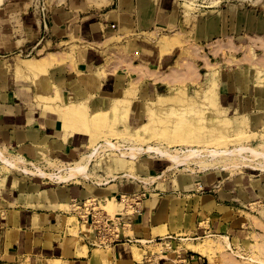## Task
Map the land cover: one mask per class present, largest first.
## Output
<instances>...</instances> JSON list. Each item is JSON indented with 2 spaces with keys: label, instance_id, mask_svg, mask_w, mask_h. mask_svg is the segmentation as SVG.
Masks as SVG:
<instances>
[{
  "label": "crops",
  "instance_id": "1",
  "mask_svg": "<svg viewBox=\"0 0 264 264\" xmlns=\"http://www.w3.org/2000/svg\"><path fill=\"white\" fill-rule=\"evenodd\" d=\"M46 4L42 6V0L0 4V150L22 149L38 157L42 149L52 159L69 163L88 142L80 132L66 138L62 116L45 109L34 79L14 70L17 58L24 52L35 58L54 54L53 77L61 76L66 94L75 93L76 99L91 93L111 100L133 83L135 90L163 93L161 89L184 76L185 68H166L178 45L162 53L158 42L168 31L180 34L181 2L49 0ZM239 10L238 16L247 18L246 11ZM254 18L251 26L256 31L262 21ZM241 26L246 29L247 23ZM88 75L96 81L85 83ZM139 165L138 182L112 172L103 183L78 179L45 189L32 186L28 199L17 204L2 187L0 264H209L208 253L189 243L199 244L210 236L231 237L240 226L234 202L238 195L222 189L212 177L198 179L192 174L177 176L163 191L158 183L145 181L151 177L143 174L146 163ZM125 195L144 198L137 212L122 213L118 233L107 239L98 238L94 223L82 220L76 209L77 201ZM168 243L170 249L164 247Z\"/></svg>",
  "mask_w": 264,
  "mask_h": 264
},
{
  "label": "rangeland",
  "instance_id": "2",
  "mask_svg": "<svg viewBox=\"0 0 264 264\" xmlns=\"http://www.w3.org/2000/svg\"><path fill=\"white\" fill-rule=\"evenodd\" d=\"M15 1L7 0V3L13 4ZM25 1L27 3L33 1L34 3V0ZM46 2L42 0V6L47 5ZM180 2V34L174 35L170 31L167 32L169 50H162V53L170 52L175 43L178 45L170 52L166 68L168 71H173L176 66H178L176 71L180 69L183 71L185 68L184 76L178 83L161 89L163 93H158L155 89L152 92L135 90L136 84L133 83L125 91V94L113 95L111 100L96 96V94L94 96L91 93H87L86 99H76L75 93L66 94L64 90L66 82L62 81V77H53V68L50 67L53 65L52 59L55 56L52 57L49 67L44 70H36L35 73L28 71L26 74L18 70V73L19 76L22 77L23 75L24 78L30 80L31 78L35 80L38 77L42 80L44 76L47 78L46 81L44 78L43 81L37 82L36 86L45 106L50 103L63 106L70 101L79 103L80 107H85L89 111L87 118L79 114H75L72 120L66 118L71 123L83 124L87 120L86 122L89 124V126H85L87 130L84 127L82 131H79L86 138L88 146L82 149V153L69 163L89 154L99 142L104 143L110 139L116 143L117 149H111L108 146L103 147L93 158L86 174L79 179L88 183L106 182V179H111L113 175L111 170L109 171L105 167L110 159H121L124 151H129L138 146H153L155 150L142 152L136 159L123 158L121 164L128 165L129 169L115 171L116 174H124L125 177L123 178L126 181L138 182L136 179H141L139 175V167L141 168V166L139 164L146 163L145 169L147 170L143 171L146 172L143 174L151 175V177L145 181H151L153 186H156L154 183H158V188L163 191L168 190V183L172 179H176L177 176L186 177L192 174L198 179L212 177V181L220 185L222 189L232 191L234 196L238 195L234 202L238 207L237 216H240V226L237 225L232 236L229 237L232 250L225 247L222 236H210L201 240L202 242L199 244H204L205 248H211L207 252L209 264H264V156L256 158L255 153H252V151L264 152V0H180ZM239 9L246 11L247 18L238 16ZM255 16L258 17L259 21H262V26L253 31L251 23L255 20ZM251 20L253 21L251 22ZM241 23H247L246 29L241 26ZM41 56L35 58L24 52L19 58L42 59L46 57V55ZM11 66L8 65V68L14 74ZM38 72L40 76H38ZM98 74L101 75L100 71ZM83 81L90 84L96 80L92 75H88ZM57 94L59 95L57 96ZM159 94L165 97L159 99ZM45 97L46 101L44 100ZM115 100L119 101L115 102ZM128 103L130 104L128 105ZM103 109L106 111L100 113L101 116L99 113L92 112ZM150 109L154 114L151 113ZM98 116L100 119L97 120ZM215 116H219L218 120ZM62 119L64 127L65 119L63 116ZM204 120H207L206 123ZM190 128L191 130H189ZM96 129L98 133L95 131ZM131 129L137 131V136L130 135ZM112 130L116 132L113 133L115 135L109 134L113 132ZM188 146L212 149L243 148L246 151L243 150L242 156L238 159H233V161L229 159L230 161L227 163L230 164V168L224 166L227 164L225 161L215 164L216 158L208 151H203L207 155L205 160L208 162L203 165L197 164L196 161L189 164H173L164 156L162 157L160 153V151L167 150L181 152ZM248 149L250 150L248 151ZM0 152L5 157L17 156L22 160L19 162L22 167L25 166V168L35 171L41 167L54 173L60 171L59 168L69 164L66 161L52 159L42 149L39 150L40 155L38 157L31 156L26 151L16 148L1 149ZM246 154L249 161L244 158ZM132 165L134 168L130 169ZM69 181L73 182L74 180ZM59 182L60 180L55 178H45L40 174L21 172L5 162L0 163V190L3 187V193L11 198L10 201L15 202V204L19 200L28 199L26 193L30 187L36 186L45 189L55 186ZM202 189L208 191L209 187ZM142 198H144L142 195L120 197L118 200L124 202L123 206L115 211H111L107 207L108 198L98 199L95 206L97 216L100 219L104 215L116 218L119 213H131L134 209L130 203H135L136 200L141 201ZM93 200H89L87 205H94L95 201ZM165 246L170 249L172 244H165Z\"/></svg>",
  "mask_w": 264,
  "mask_h": 264
},
{
  "label": "bare ground",
  "instance_id": "3",
  "mask_svg": "<svg viewBox=\"0 0 264 264\" xmlns=\"http://www.w3.org/2000/svg\"><path fill=\"white\" fill-rule=\"evenodd\" d=\"M256 1V0H255ZM2 0H0V4H1ZM217 3V2H216ZM148 7V6H147ZM152 9V8H151ZM189 16V15H188ZM187 17V16H186ZM169 40V36L168 35H164L161 39H159V44L161 46V51L163 50H169L168 48V45H167V41ZM165 48V49H164ZM55 55L52 54L51 58L46 56V57H43L42 59H35V58H18L15 62V67H14V70L16 69L17 71L20 70L21 72V69L22 70H27L29 72H34L36 70L38 71H41V70H44L46 67H49L48 65L51 64V59L52 57H54ZM58 59V57L56 58ZM61 59V58H60ZM57 60H55L56 62ZM12 69V68H11ZM13 70V69H12ZM159 70V69H158ZM178 71V70H177ZM15 72V71H14ZM37 72V71H36ZM99 73V71H97V74ZM148 73V72H147ZM154 73V72H153ZM37 74V73H36ZM34 74L36 77L40 76L39 75V72H38V76ZM155 74V73H154ZM195 74V73H194ZM99 75V74H98ZM153 75V74H152ZM154 76V75H153ZM191 76V75H190ZM201 76V75H200ZM43 77V76H41ZM61 77V76H60ZM45 78V76H44ZM43 78V79H44ZM43 79L41 80L40 77L38 78H35V86H37V82H41L43 81ZM57 79V78H56ZM47 78H45L44 81H46ZM40 84V83H39ZM40 87V86H39ZM38 87V88H39ZM40 89V88H39ZM183 89V88H182ZM60 92V91H59ZM215 92V91H214ZM43 93V92H42ZM58 93V92H57ZM188 93V92H187ZM216 93V92H215ZM44 94V93H43ZM63 94V93H62ZM125 94V93H124ZM130 94V93H129ZM217 94V93H216ZM59 94H57L58 96ZM64 95V94H63ZM183 97H184V94H182ZM181 95V96H182ZM42 96H46V95H42ZM126 96V95H125ZM165 96L163 95H160L159 96V99H163ZM206 97V96H205ZM215 97V96H214ZM57 98V97H56ZM179 98V97H178ZM127 99V98H126ZM181 99V98H180ZM45 101L47 100L46 97L44 99ZM128 100V99H127ZM216 100V99H215ZM218 100V99H217ZM57 101V100H56ZM66 101H68L66 99ZM95 101V100H94ZM116 101H119V100H115ZM125 101V100H124ZM130 101V100H129ZM175 102H177V100H175ZM123 103V102H122ZM168 103V102H167ZM166 103V104H167ZM171 103V102H170ZM217 103V102H216ZM120 104V103H119ZM124 104V103H123ZM126 104V103H125ZM130 103H128L129 105ZM177 104V103H176ZM181 104V103H180ZM208 104V103H207ZM219 104V103H218ZM117 105V104H116ZM127 105V104H126ZM183 105V104H182ZM217 105V104H216ZM131 106V105H130ZM171 106V105H170ZM184 106V105H183ZM205 106V105H204ZM209 107V106H208ZM211 107V106H210ZM209 107V108H210ZM215 107V106H214ZM221 109H222V106H220ZM128 108V107H127ZM160 108V107H159ZM166 108V107H165ZM176 108V107H175ZM189 108V107H188ZM45 109L47 111H51V112H54V113H57V114H61L63 116V118L65 119V125H64V132H65V136L66 138L71 136L73 133L75 132H79V131H82L83 128L87 125L89 126L88 122H86L87 120H85V122L83 124L81 123H78V122H75V123H71V121L69 120H72L74 119V115L76 114H79L81 115L82 117L86 116L87 118V114H88V110H86L85 107H80L79 106V103H75V102H66V105H57V104H46L45 106ZM110 109V107H109ZM152 109V108H151ZM150 109V111H151ZM178 109V108H177ZM225 110V109H224ZM106 110L103 109L102 111H92L94 112L95 114L96 113H99V115L101 116L100 113H103L105 112ZM164 111V110H163ZM168 111V110H167ZM180 112V110H179ZM206 112V111H205ZM209 112V111H208ZM224 112V111H223ZM227 112V111H226ZM151 113H153V111H151ZM154 114V113H153ZM162 114V113H161ZM221 114V113H219ZM224 114V113H223ZM89 115V114H88ZM94 115V114H93ZM156 115V114H155ZM167 116V115H165ZM78 117V116H77ZM105 117V116H104ZM158 117V116H157ZM216 117V116H215ZM219 117V116H218ZM216 117V119L218 118ZM69 118V120L67 119ZM89 118V117H88ZM106 118V117H105ZM154 118V117H153ZM159 118V117H158ZM170 118V117H169ZM225 119V116L223 117ZM81 119V117H80ZM100 119L99 116L97 117V120ZM161 119V118H160ZM67 120V121H66ZM82 120V119H81ZM162 120V119H161ZM175 120H177L175 118ZM201 120V119H200ZM198 120V121H200ZM218 120V119H217ZM221 120V119H220ZM84 121V120H82ZM103 122V120H101ZM166 121V120H165ZM168 121V120H167ZM207 121V120H206ZM206 121L204 120V122L206 123ZM90 122V121H89ZM164 122V121H162ZM169 122V121H168ZM194 122V121H193ZM197 122V121H196ZM202 122V120L200 121ZM218 122V121H217ZM91 124V123H90ZM93 124V123H92ZM99 124V123H98ZM111 124V123H110ZM168 124V123H167ZM166 124V126H167ZM170 124V123H169ZM187 124V123H186ZM97 125V124H96ZM176 125V124H175ZM174 125V126H175ZM107 126V125H106ZM173 126V125H172ZM188 126H191V125H188ZM108 127V126H107ZM106 127V128H107ZM186 127V126H185ZM197 127V126H196ZM235 127V126H234ZM233 127V129H234ZM87 127H85L84 129H86ZM95 128V126H94ZM94 128H91V130ZM99 128V126L97 127V129ZM105 128V126L103 127V129ZM112 128V127H111ZM129 128V127H128ZM175 128V127H173ZM195 128V127H194ZM199 128V127H197ZM97 129L95 131H97ZM101 129V128H100ZM109 129V127H108ZM193 129V128H192ZM213 129V128H212ZM87 130V129H86ZM110 130V129H109ZM191 130V128L189 129ZM241 130V129H240ZM100 131V130H99ZM111 131V130H110ZM113 132L109 133V134H113L115 131L112 130ZM242 131V130H241ZM93 132V131H92ZM101 132V131H100ZM118 132V131H117ZM137 131H133V129H131V134L130 135H136ZM186 132V131H185ZM95 133V132H94ZM92 133V134H94ZM98 133V131H97ZM116 133V132H115ZM130 133V132H129ZM100 134V133H99ZM98 134V135H99ZM103 134H106V133H103ZM101 135V134H100ZM115 135V134H113ZM112 135V137H113ZM129 135V134H128ZM236 135V134H235ZM234 135V136H235ZM94 136V135H93ZM95 136H97L95 134ZM102 136V135H101ZM137 136V135H136ZM135 136V137H136ZM104 137V136H103ZM115 137V136H114ZM101 137L99 136V139ZM244 138V137H243ZM242 138V139H243ZM98 139V140H99ZM228 140L230 138H227ZM226 139V140H227ZM241 139V140H242ZM98 140H96L98 142ZM193 141V139H191ZM190 140V141H191ZM236 140V139H234ZM144 141V140H143ZM96 142V143H97ZM145 142V141H144ZM235 142V141H234ZM240 142V141H238ZM95 143V144H96ZM233 143V142H232ZM236 143V142H235ZM120 144V143H119ZM144 144V143H143ZM105 146H108L110 147L111 149H117V145L116 143H114L112 140L108 139L106 140L104 143H101L99 142L94 148L93 150L89 153V154H86L82 157H80L79 160H76L75 162H72V163H69L67 166L65 167H62V168H59L61 169L60 171L58 172H54V173H51V172H48L44 169H42L41 167L40 168H37L36 171L35 170H31L29 168H25L22 167L19 162L22 161L20 160V158H17V156H11V157H5L1 152H0V160L1 161H4L5 163L9 164L10 166L12 167H15L16 170L18 171H21V172H27V173H31V174H40L42 176H44L45 178H55V179H58L60 181H63V182H66V181H69V180H74V181H77L80 177L84 176L86 174V172L88 171L89 167H90V164L91 162L93 161V158L95 156H97V154L101 151V149ZM252 149V148H250ZM248 149V151L250 150ZM120 150V149H119ZM152 150H155V148L153 146H148V147H142V146H138L136 148H133L129 151H122L123 154H122V158L121 159H116V158H112L110 159V161L108 162V164H106L107 167L109 170H111V172H115V171H122V170H125L128 168V165H124V164H121V161L123 158H132V159H136L142 152H147V151H152ZM244 149L243 148H234V149H231V148H223V149H212V148H207V147H203V148H195V147H190L188 146L186 149H183L181 150V152H172V151H160V153L162 154V157L164 156L166 159H168L169 161L173 162L174 163H177V164H189L191 163L192 161H196L197 164H201L203 165L204 163H208L205 159L207 155H205L203 153V151H208L210 152V154L216 158L215 160V164L216 162H222V161H225L226 163L229 162L230 160L229 159H238L240 156H242V151ZM255 150V149H254ZM246 151V150H244ZM159 153V152H158ZM207 153V152H206ZM248 153V152H247ZM252 153L254 154L255 153V157L256 158H261L264 156V152H260V151H255ZM251 153V155H252ZM250 156V155H249ZM205 157V158H204ZM219 157V158H218ZM252 157V156H251ZM243 158V157H242ZM245 160H248L249 161V158L247 157V154H246V157H244ZM251 159V158H250ZM253 160H254V157H253ZM257 160V159H256ZM255 160V161H256ZM128 161V160H127ZM242 161V160H241ZM252 162V160H250ZM130 163H134L133 161H129ZM254 162V161H253ZM64 164V163H63ZM251 164V163H250ZM208 165V164H206ZM248 165V164H247ZM126 166V167H125ZM225 167H229L230 168V164H224ZM257 167V166H256ZM134 168V165L130 166V169ZM129 169V168H128ZM116 175V174H115ZM114 175V177H115ZM116 178V177H115ZM163 184V183H162ZM123 201H119L118 199H115V198H112V199H107V207L111 210V211H115L117 210L119 207L123 206ZM127 205V204H126ZM224 237L223 239V244L225 245V247H227L228 249L232 250V244H231V241L229 240V237L228 236H222ZM204 245V244H203ZM202 244H191L189 243V246L193 249H196V250H199V251H202L204 253H207L211 248L210 247H204ZM256 259V258H255ZM263 264V263H262Z\"/></svg>",
  "mask_w": 264,
  "mask_h": 264
},
{
  "label": "built area",
  "instance_id": "4",
  "mask_svg": "<svg viewBox=\"0 0 264 264\" xmlns=\"http://www.w3.org/2000/svg\"><path fill=\"white\" fill-rule=\"evenodd\" d=\"M45 11V8H43ZM43 17H45V13H43ZM124 197V196H123ZM122 197V198H123ZM89 201V200H88ZM83 201H77L76 203V209L80 213V217L82 220L87 221V222H93L95 225V230L98 238H103L107 239L108 237L113 236L114 234L118 233L119 230V225L121 223L120 217L122 216V213L117 214L116 218L109 217L107 215H104L103 218H99L96 213V204L98 202V199H94L95 204L87 205V202ZM140 201V200H139ZM138 200H136L135 203H130L131 207H133V211L137 212L138 211V205L140 204ZM92 218V220H90ZM109 235V236H108ZM169 244V243H168ZM167 244V245H168Z\"/></svg>",
  "mask_w": 264,
  "mask_h": 264
}]
</instances>
